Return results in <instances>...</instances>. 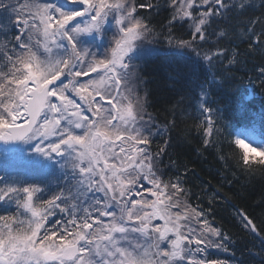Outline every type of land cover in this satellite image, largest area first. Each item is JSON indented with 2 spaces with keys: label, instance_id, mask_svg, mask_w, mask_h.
Returning <instances> with one entry per match:
<instances>
[{
  "label": "snow or ice",
  "instance_id": "snow-or-ice-1",
  "mask_svg": "<svg viewBox=\"0 0 264 264\" xmlns=\"http://www.w3.org/2000/svg\"><path fill=\"white\" fill-rule=\"evenodd\" d=\"M157 44L188 72L150 112ZM172 133L229 185L264 178V0H0V264H264V196L223 197L237 258Z\"/></svg>",
  "mask_w": 264,
  "mask_h": 264
},
{
  "label": "trees",
  "instance_id": "trees-1",
  "mask_svg": "<svg viewBox=\"0 0 264 264\" xmlns=\"http://www.w3.org/2000/svg\"><path fill=\"white\" fill-rule=\"evenodd\" d=\"M256 62H258V60L253 59L251 63ZM251 63H249L248 68H251ZM173 67H178L182 74H187L188 72L186 61L178 52H159L146 59L143 75L148 77L150 81L146 87L153 90V94L149 99L153 102L154 106L149 108L150 112H156L157 110L160 112L163 111L165 94L160 86L165 83L166 77ZM249 74L255 75L254 72ZM237 75L243 76L245 72L241 71L237 73ZM247 83V79H245L240 87H246ZM254 99L259 103V95H256ZM160 122L163 123V120ZM188 123L190 124L191 121ZM172 135L176 145L173 149L176 155H174L173 158L177 159L178 157L179 161L190 169L186 177L189 185L193 186V191H198L197 186H202L204 184H207L210 190L220 189L222 199L220 205L217 206V221L223 224L226 230L234 234V239H236L239 244H244L246 242L244 237L239 233L238 227H234V224L238 225V221H235L232 215L235 209L229 206L228 201L224 200L223 197L227 196L231 198V203L236 207L244 208L246 211L253 212L254 215H259L260 209H256L253 206L264 196V178L260 176H256L255 179L251 177L247 179L240 177V183L229 185L218 174L217 170L220 168V165L216 160L207 153L201 155L197 151L199 145L194 133L188 136L187 141L178 138L175 133H172ZM230 178L233 177L230 176ZM242 185H247V187H242ZM237 190H239V196L235 194Z\"/></svg>",
  "mask_w": 264,
  "mask_h": 264
},
{
  "label": "rangeland",
  "instance_id": "rangeland-1",
  "mask_svg": "<svg viewBox=\"0 0 264 264\" xmlns=\"http://www.w3.org/2000/svg\"><path fill=\"white\" fill-rule=\"evenodd\" d=\"M155 46L160 49L159 52H176V51L170 50L166 44H157ZM243 246H244L243 244L237 243L236 248H235L237 258H239L241 256V251L243 250ZM215 255H217V254H215ZM218 255L222 258H229L228 254H226V253H219ZM233 264H235V261L233 262Z\"/></svg>",
  "mask_w": 264,
  "mask_h": 264
}]
</instances>
